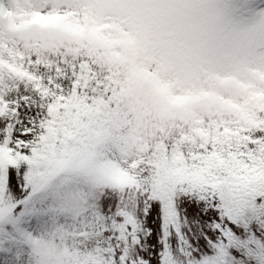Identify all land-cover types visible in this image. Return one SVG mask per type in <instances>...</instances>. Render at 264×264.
<instances>
[{
    "label": "snow or ice",
    "instance_id": "1",
    "mask_svg": "<svg viewBox=\"0 0 264 264\" xmlns=\"http://www.w3.org/2000/svg\"><path fill=\"white\" fill-rule=\"evenodd\" d=\"M0 264H264V0H0Z\"/></svg>",
    "mask_w": 264,
    "mask_h": 264
}]
</instances>
